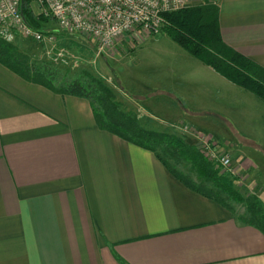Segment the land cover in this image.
<instances>
[{
    "label": "crops",
    "instance_id": "0c3cea01",
    "mask_svg": "<svg viewBox=\"0 0 264 264\" xmlns=\"http://www.w3.org/2000/svg\"><path fill=\"white\" fill-rule=\"evenodd\" d=\"M205 2L218 8L223 43L264 68V0H186ZM210 77L223 93L196 86ZM159 80L178 101L218 103L239 140L262 145L233 153L264 204V108L201 67L177 84ZM0 264H264V235L150 151L99 130L89 101L0 64Z\"/></svg>",
    "mask_w": 264,
    "mask_h": 264
},
{
    "label": "trees",
    "instance_id": "16d2710c",
    "mask_svg": "<svg viewBox=\"0 0 264 264\" xmlns=\"http://www.w3.org/2000/svg\"><path fill=\"white\" fill-rule=\"evenodd\" d=\"M31 1L23 0L24 13L34 27H39V21L46 19H35L29 7ZM164 18L163 31L175 44L232 85L264 103V68L223 43L218 8L214 3L187 6L164 15ZM0 64L24 81L42 86L54 94L89 101L99 130L150 151L181 184L227 210L233 211L230 201L242 204L245 212L238 219L264 235V204L256 195H240L231 177L221 173L200 149L188 144L187 139L143 128L135 113L121 109L112 89L101 79L85 74L84 78L64 81L58 68L33 63L1 38ZM179 167L185 168L194 178L183 174Z\"/></svg>",
    "mask_w": 264,
    "mask_h": 264
},
{
    "label": "rangeland",
    "instance_id": "374dc122",
    "mask_svg": "<svg viewBox=\"0 0 264 264\" xmlns=\"http://www.w3.org/2000/svg\"><path fill=\"white\" fill-rule=\"evenodd\" d=\"M34 8L35 11H38L35 6ZM26 18L29 21L28 17ZM39 22V27L36 28L41 29L44 35L52 36L54 38L52 42L37 43L19 35H14L11 41L2 35L0 38L14 45L33 63L58 68L64 81L75 77L84 78L85 74L101 79L112 89L121 109L135 113L140 125L145 129L174 134L182 139H187V143L194 145L197 149H200L199 142L195 140V137L193 138L194 135H197L196 137L212 136L220 142L217 144V150L227 153L231 159V172L228 175L233 180L235 190L242 196L253 192L255 181L248 180L251 170L238 165L237 153H233V151L236 144H240L243 149L248 148L250 144L257 145V147L261 144L256 140H247L244 137L239 140L236 135L237 128L233 124L234 119L232 117L223 119L218 114V103L207 102V100L193 102L191 99L178 101L174 96H167L169 90L175 92V89L168 87L170 89L165 92H159L158 90L161 88H158L155 83L164 78V80L168 79V84L172 82L177 84L179 81H185L188 75L197 72L201 67V69L209 71L219 81L241 91V94L247 99L264 108V104L258 98L228 83L187 54L163 30L156 36L144 38L138 42H125L124 40L115 42L99 54L98 46L93 40L77 34H67L60 30L52 20ZM61 50L64 53V62L57 57V53ZM202 74L207 75V73ZM146 79L151 81L149 85H145ZM209 80L205 81L210 82V86H206L205 83L196 86L201 89L204 87L215 88L223 93L224 89L221 85L213 82L211 77ZM184 97L187 98L189 95H184ZM190 132L194 135L192 136ZM178 169L183 174L194 178V175L188 173L185 168L179 167ZM229 204L240 217V214L243 213V205L233 201H230Z\"/></svg>",
    "mask_w": 264,
    "mask_h": 264
},
{
    "label": "built area",
    "instance_id": "2783aa9c",
    "mask_svg": "<svg viewBox=\"0 0 264 264\" xmlns=\"http://www.w3.org/2000/svg\"><path fill=\"white\" fill-rule=\"evenodd\" d=\"M29 7L36 20L39 17L52 20L67 34L93 40L100 54L118 41L138 42L158 35L165 25L164 15L187 7V3L186 0H32ZM0 35L9 41L14 35L37 43L54 40L29 23L23 0H0ZM57 57L64 62L62 50ZM196 136L193 138L205 157L221 173L231 172L229 155L217 150L218 145L209 136Z\"/></svg>",
    "mask_w": 264,
    "mask_h": 264
}]
</instances>
